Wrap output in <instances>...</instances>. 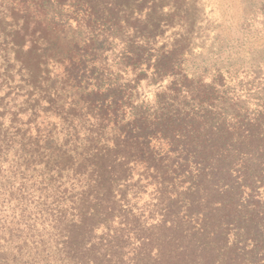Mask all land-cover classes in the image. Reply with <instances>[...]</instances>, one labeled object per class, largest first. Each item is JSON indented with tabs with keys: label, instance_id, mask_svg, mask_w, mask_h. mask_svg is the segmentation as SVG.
I'll use <instances>...</instances> for the list:
<instances>
[{
	"label": "rangeland",
	"instance_id": "obj_1",
	"mask_svg": "<svg viewBox=\"0 0 264 264\" xmlns=\"http://www.w3.org/2000/svg\"><path fill=\"white\" fill-rule=\"evenodd\" d=\"M48 2V19L69 20L67 36L84 34L75 30L82 13L69 6L73 0L58 9ZM86 2L85 16L100 22L104 66L120 82L135 78L125 64L136 53L171 51L183 72L207 82L223 76L228 96L249 110L263 106L264 0ZM15 4L0 0V264H131L139 242L110 203L108 212L80 221L81 212L103 211L89 185L93 156L113 146L106 141L110 130L93 127L78 106L64 41L52 39L50 47L37 15ZM14 19L15 27L28 20V29L17 32ZM170 82L142 80L136 104L154 102ZM139 173L129 171L132 183ZM128 198L122 205L130 220L149 226L157 216L152 188L140 182Z\"/></svg>",
	"mask_w": 264,
	"mask_h": 264
},
{
	"label": "trees",
	"instance_id": "obj_2",
	"mask_svg": "<svg viewBox=\"0 0 264 264\" xmlns=\"http://www.w3.org/2000/svg\"><path fill=\"white\" fill-rule=\"evenodd\" d=\"M11 1L14 9L37 15L50 47L52 39L64 41L62 58L78 106L93 127L110 130L106 141L113 146L93 156L89 185L103 211L87 217L80 208L86 211L80 221L108 212L110 203L139 242L131 264H264V104L245 108L228 96L223 76L211 82L190 76L171 51L136 53L125 64L135 78L120 82L104 66L100 22L85 16L88 2H70L83 15L74 20L84 34L67 36L69 20L47 18L48 0ZM68 1L54 0L53 8ZM28 24L25 19L15 28L21 34ZM150 77L171 82L154 102L136 104L141 81ZM137 168L139 180L132 183L129 171ZM140 182L154 194L157 216L149 226L136 216L130 220L122 205Z\"/></svg>",
	"mask_w": 264,
	"mask_h": 264
}]
</instances>
